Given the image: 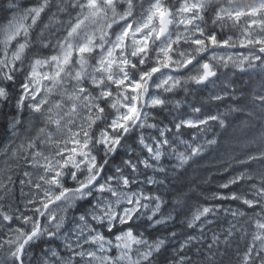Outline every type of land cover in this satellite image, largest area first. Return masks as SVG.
I'll list each match as a JSON object with an SVG mask.
<instances>
[{
  "label": "clouds",
  "instance_id": "1",
  "mask_svg": "<svg viewBox=\"0 0 264 264\" xmlns=\"http://www.w3.org/2000/svg\"><path fill=\"white\" fill-rule=\"evenodd\" d=\"M0 264H264V0H0Z\"/></svg>",
  "mask_w": 264,
  "mask_h": 264
}]
</instances>
